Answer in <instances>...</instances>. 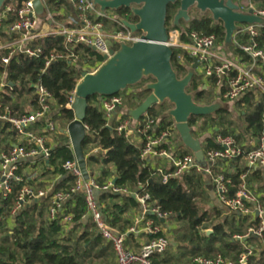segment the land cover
<instances>
[{
    "label": "trees",
    "instance_id": "trees-1",
    "mask_svg": "<svg viewBox=\"0 0 264 264\" xmlns=\"http://www.w3.org/2000/svg\"><path fill=\"white\" fill-rule=\"evenodd\" d=\"M263 5H264V0ZM49 8L58 10L64 5L62 0H48ZM179 9V3L168 7L167 27L169 32L176 27L173 18ZM196 13L191 15V11ZM191 21L182 22L181 39L187 42V34L198 31L202 34H216L219 41L225 40V29L221 22H215L210 13L200 14L196 8L191 9ZM118 17L130 22L137 18L129 9H121L115 13ZM55 20H62L55 18ZM105 23L108 20L100 19ZM10 22V21H9ZM8 21L6 22L9 23ZM115 27L116 24H111ZM5 41L10 37L4 35ZM264 42V28L259 36ZM38 44L43 50L40 59L15 56L6 68L9 80L15 84L14 90L0 99L9 105L16 115L27 114L38 106L35 94L37 83L42 84L52 97V119L59 127L57 133L61 140L66 141L65 130L75 118L74 111L67 106L71 92L76 89L81 80L83 70H96L98 64L103 63L99 53L91 48L79 45L74 49L76 62L59 59L46 66L47 59L52 53L66 55L63 36L49 35L41 38ZM172 64L179 78L188 73L191 58L180 48L173 49ZM7 51L0 53V74L5 67L2 57ZM182 56V60L179 56ZM152 81L144 78L139 84L121 91L117 95L123 98L120 118L108 120L103 109V100L98 95L88 99V109L85 125L87 135L82 144L87 158V168L99 184L109 180H116L115 185L127 189L129 194L97 191V201L105 221L114 229L127 233L133 225L134 213L139 210L138 195H148V204L159 206L161 211L169 215V221H175L179 226L174 228L173 240L168 249L153 257L155 264H193L197 257L217 258L238 264V257L242 252L252 248L253 254L246 264H264V233L263 238L248 236L243 240L237 236L247 234L250 227L257 228L260 219L254 215L232 213L230 217L222 218L223 211L218 208L203 209V204L210 201L206 176L202 172L191 170L181 178L171 177L163 182L162 175L151 162L141 157L143 140L137 143L133 136L119 133L117 127L125 120H133L127 115L129 110L137 108L150 94L143 90V86ZM189 93H195V102L210 105L217 98V89L209 82L195 76L187 88ZM241 107L239 121L232 117V110H219L207 116H191L189 119L193 136L202 142L204 149L218 148L214 141L216 135L233 136L246 154L252 149L247 139H257L264 134V93L250 92L241 100L234 103ZM173 106L168 101L156 104L137 121L138 125L149 119L159 121L158 132L174 125V121L166 113ZM47 136L41 121L34 126ZM176 155L184 156L192 151L186 147L176 130ZM211 132L213 134H211ZM210 133L212 136H207ZM173 135V136H174ZM173 138V137H172ZM23 143L18 132L12 130L8 124L0 122V155L8 152L16 144ZM74 152L69 143L65 142L51 149V156L36 164L24 163V182H14L12 192L7 196L0 193V264H114L116 254L111 242L107 241L98 231L97 226L88 213L86 201L82 193H74L72 189L75 179L63 169L67 160L74 159ZM233 170L225 171L230 178L229 195H234L241 184V175L248 171L245 155L230 163ZM168 170L166 172L172 171ZM217 173V166H213ZM31 175H33L31 177ZM247 182L259 183V190L264 193V170L248 173ZM29 185L36 189L54 187V192L70 193V197L58 210L54 219L49 218L52 205L51 197L40 201H31L16 214H12L16 206L18 195L23 186ZM254 188V187H253ZM255 189V188H254ZM256 190V189H255ZM264 208V194L259 198ZM66 216H72L70 222H65ZM157 223L163 224L155 215H149ZM221 219V220H220ZM212 232H209V229ZM165 235L167 233L165 232ZM127 237H132L128 234Z\"/></svg>",
    "mask_w": 264,
    "mask_h": 264
},
{
    "label": "built area",
    "instance_id": "built-area-1",
    "mask_svg": "<svg viewBox=\"0 0 264 264\" xmlns=\"http://www.w3.org/2000/svg\"><path fill=\"white\" fill-rule=\"evenodd\" d=\"M48 0H43L48 16L43 22L36 15L32 0H6L0 10V53L7 51L2 57V64L5 70L0 74V99L5 94L14 90L13 84L8 78L7 67L15 56L21 55L24 58L40 59L43 50L38 41L46 36H63L65 46L68 49L66 55L52 53L47 59L46 66L59 59H66L72 62L77 61L74 49L79 45L95 48L99 54H110V50L119 49L122 44L132 45L143 40L142 32H132L123 26L117 15L111 16L103 13L95 6L93 0H62L73 9V14L68 16L64 24L58 25L55 31L45 34L42 29L43 24L53 22L54 12L47 4ZM243 1V2H242ZM237 12L251 14L264 19L263 1L259 0L260 5L255 4V0H235ZM108 20L116 24L114 29L106 30L104 21ZM9 22L6 24V22ZM238 29L233 35V46L235 58L229 56V52L224 49V41H219L216 34H202L198 31H191L187 34V42H178L170 33L168 44L172 48H180L187 52L192 62H198L197 75L203 81L210 82L218 95L214 102L234 104L241 100L250 92L264 93V42H260L259 36L264 25L254 23H237ZM174 33L181 37V29L175 28ZM10 38L5 41L4 35ZM182 60V56H179ZM88 71H91L87 69ZM201 72V76L198 74ZM35 94L38 99V106L31 109L27 114L18 116L14 110L0 101V122L8 124L12 130L18 132L23 139V143H18L8 152L0 155V193L8 195L12 192L14 182H24L22 165L26 162L36 164L50 158L51 148L47 143V135L36 130L35 124L45 122L43 131L45 133H57L59 127L52 119V97L48 90L40 83L35 85ZM76 89L71 92L67 106L71 108L75 100ZM123 106V98L119 95L108 97L103 101V109L107 119L112 120L113 114ZM86 126V125H85ZM87 128V126H86ZM159 121L149 118L143 125L132 126V120L123 121L118 127L119 133L125 136L138 134L143 140L141 157L151 160L152 158H169L173 162V170L166 172L159 169L163 182L169 178H181L185 173L195 170L211 177L218 197L223 205L231 212L242 215H254L260 219L257 228L250 227L247 234L237 236L242 240L248 236L263 238L264 233V208L259 201L256 191L247 182V175L255 170H264V134L257 138L256 144L246 154L238 145L233 136L216 135L214 141L219 145L218 148L204 149L205 159L208 162L206 168L200 167L196 163L193 152L184 156H174L170 151L171 139L174 135L175 124L158 132ZM170 146V147H169ZM245 155L248 171L241 175V184L237 192L229 195L230 178L225 174L226 168L220 172H215L213 166L218 162L230 164L238 157ZM63 169L71 174L75 179L72 189L74 193L84 195L88 213L92 221L97 226L99 233L112 243L116 260L114 264H155L153 257L156 254L164 253L169 247V238L165 235L166 230L163 225L157 223L149 215H155L162 222L169 219V215L161 211L159 206L148 204V195H138L137 199L142 207V215L136 218L127 233L119 232L112 228L104 219L101 207L97 201L96 192H114L117 194H129L124 188L117 187L113 180L105 184H99L94 176L85 180L77 159L67 160L63 164ZM229 170V169H228ZM26 173H31L27 171ZM33 175H31L32 177ZM52 196V197H51ZM51 197L52 205L49 209V218L54 219L64 202L70 197V193L62 191L52 192L51 188L36 189L33 186L25 185L22 187L12 214H16L31 201H40ZM72 216H66L65 222H70ZM144 231L151 236V239L142 245L136 252L130 249L127 244L128 234H137ZM253 254V249H247L238 257V264H246L249 257ZM193 264H237L234 261L226 260L223 257L204 258L197 257Z\"/></svg>",
    "mask_w": 264,
    "mask_h": 264
},
{
    "label": "water",
    "instance_id": "water-1",
    "mask_svg": "<svg viewBox=\"0 0 264 264\" xmlns=\"http://www.w3.org/2000/svg\"><path fill=\"white\" fill-rule=\"evenodd\" d=\"M36 15L46 20L48 10L43 0H32ZM6 0H0V10ZM96 7L103 13L114 16L121 9H129L136 22L119 18L124 27L132 32H142L143 40L132 45L122 44L118 50L111 49L110 54H100L103 63L95 70H83L81 80L76 86V94L71 109L74 120L65 130L69 135L74 156L82 170L85 180L93 174L87 168V158L83 150V142L87 135L85 126L88 109V99L98 95L104 97L117 95L129 87L136 86L144 78L152 81L143 86L149 91L147 98L135 109L129 110L127 115L139 121L151 107L166 101L173 106L166 116H170L175 124L183 144L196 157V163L206 168L201 140L195 138L189 124L191 116H207L219 110L227 109V104L214 102L201 105L195 102V93L187 91L192 79L197 75L198 62L194 59L185 77L179 78L175 71L172 58L173 48L168 44L170 33L167 27L168 7L179 3L173 25L182 28L181 22H190V11L196 8L201 13L210 12L215 22H221L225 29V50L233 46V35L238 29L237 23H258L264 25V19L237 12V6L232 0H93ZM96 51L95 48H91ZM116 180H113L115 184ZM164 222V221H163Z\"/></svg>",
    "mask_w": 264,
    "mask_h": 264
},
{
    "label": "crops",
    "instance_id": "crops-1",
    "mask_svg": "<svg viewBox=\"0 0 264 264\" xmlns=\"http://www.w3.org/2000/svg\"><path fill=\"white\" fill-rule=\"evenodd\" d=\"M64 2V1H63ZM53 12H54V20H53V22H47V23H45V24H43V26H42V29H43V31L45 32V34H50L51 32H53V31H55V29L58 27V25H60V24H64V23H66L67 22V20H68V16L70 15V14H73V9H72V7L70 6V5H68L67 3H65L64 2V5L62 6V7H60L58 10H56V9H54V8H52L51 9ZM55 18H61L62 20H55ZM105 23V22H104ZM110 24V23H109ZM112 24V23H111ZM110 24V25H111ZM113 25V24H112ZM115 27L113 26L112 27V29H114ZM98 67L100 66V64H98L97 65ZM122 108L120 109H118V110H116L115 112H114V114H113V117H112V119H115V118H120V116H121V113H122ZM132 126L133 127H137L138 126V123H137V121H135V120H132ZM211 134H213L212 132H211ZM210 133L209 134H207V136H212ZM56 135H58V134H49L48 136H47V143H48V146L51 148V149H54V148H56L57 146H60L61 144H64L65 142H67V143H69L70 144V146H71V142H70V138H69V135L65 132L64 133V135L66 136V141H63V140H61L58 136H56ZM132 136H133V140L135 141V142H137V143H141L142 142V138L138 135V134H136V133H133L132 134ZM247 141H249V144L253 147L255 144H256V142H257V140L256 139H254V138H248L247 139ZM171 146V147H170ZM169 147H170V151H171V153L174 155V156H177L176 155V147H177V145L175 144V143H171V145H170ZM72 147V146H71ZM73 150V149H72ZM150 162H151V164L156 168V169H162V170H164V171H168V170H171L172 168H173V162L169 159V158H152L151 160H149ZM215 166H217V171H222L224 168H226V170L227 169H229V172L230 171H232L233 170V166H231V164H224V163H220V162H218ZM30 171V170H29ZM263 171V170H262ZM205 176H206V179H207V184H208V188L209 189H211L212 190V192H214V194L217 196V198L219 199V197H218V194H217V192H216V189H215V186H214V184H213V182H212V179H211V177L209 176V175H207V174H205ZM264 184V183H263ZM259 185V183H255V182H253L252 183V188L256 191V193L258 194V196H259V198L264 194L262 191H260L259 189H258V186ZM48 188H51V193L54 191V187H52V186H50V187H48ZM219 201H220V199H219ZM220 203L222 204V202L220 201ZM222 206H223V208H224V210L226 209V210H228L231 214L233 213V212H231L225 205H223L222 204ZM141 215H142V207H141V205H140V208H139V210L138 211H136L135 213H134V217H133V223H134V221L136 220V218H139V217H141ZM168 221V220H167ZM163 222V227H164V229L166 230V228H168V223L169 222ZM151 239V236L149 235V234H147L146 232H144V231H140L139 233H137V234H132V237H127V240H126V244H127V246L130 248V249H132L133 251H136V252H138L140 249H141V247H142V245L143 244H145L146 242H148L149 240ZM243 240V239H242ZM263 247H264V243H263Z\"/></svg>",
    "mask_w": 264,
    "mask_h": 264
},
{
    "label": "rangeland",
    "instance_id": "rangeland-1",
    "mask_svg": "<svg viewBox=\"0 0 264 264\" xmlns=\"http://www.w3.org/2000/svg\"><path fill=\"white\" fill-rule=\"evenodd\" d=\"M243 2V1H242ZM255 4L256 5H260L259 4V0H255ZM196 12L194 10L191 11V15L195 14ZM44 19H40L41 22H43ZM110 22L108 23H105V29L106 30H111L112 29V26L109 24ZM171 34L174 36V38L178 41V42H183L181 37L174 33V30H171ZM185 43V42H183ZM225 49V48H224ZM227 52H229V56L234 59L235 58V51L234 49H231L230 51L229 50H226ZM91 71H95V70H91ZM198 74L201 76V72L198 71ZM228 107L232 110V117L235 119V120H238L239 121V118H240V109L241 107H235L234 104H228ZM209 134V133H208ZM171 143H175L176 145L178 144L177 143V137L174 135L173 138L171 139ZM177 157H180L179 154L177 155ZM207 181V179H206ZM264 185V184H262ZM260 185H258L257 187H259ZM259 189V188H258ZM208 192H209V195L211 196L210 198V201H208L206 204H203V209H207V210H211V208L215 209V208H218L220 210L223 211V214H222V218H227V217H230L232 214L228 211V210H224L222 204L220 203L219 199L217 198V196L214 194V192H212L211 189L208 188ZM221 220V219H220ZM168 228H166V233H167V236L169 238V242H171L173 240V229L178 227L179 225L175 222V221H169L168 223ZM209 232H212V229L210 228L209 229ZM115 262V261H114Z\"/></svg>",
    "mask_w": 264,
    "mask_h": 264
},
{
    "label": "flooded vegetation",
    "instance_id": "flooded-vegetation-1",
    "mask_svg": "<svg viewBox=\"0 0 264 264\" xmlns=\"http://www.w3.org/2000/svg\"><path fill=\"white\" fill-rule=\"evenodd\" d=\"M226 1H228V0H226ZM232 1H235V0H232ZM199 13L202 15V14H207V13H210V12H205V13H201L200 11H199ZM211 14V13H210ZM175 16V15H174ZM173 21H174V18H173ZM183 22V21H182ZM182 22H181V25H182ZM177 28V27H176ZM182 29V28H181Z\"/></svg>",
    "mask_w": 264,
    "mask_h": 264
}]
</instances>
